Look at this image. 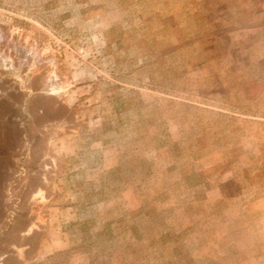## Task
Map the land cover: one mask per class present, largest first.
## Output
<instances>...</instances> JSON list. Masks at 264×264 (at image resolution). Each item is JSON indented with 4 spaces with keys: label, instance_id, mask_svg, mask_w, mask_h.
<instances>
[{
    "label": "rangeland",
    "instance_id": "1",
    "mask_svg": "<svg viewBox=\"0 0 264 264\" xmlns=\"http://www.w3.org/2000/svg\"><path fill=\"white\" fill-rule=\"evenodd\" d=\"M0 264H264V0H0Z\"/></svg>",
    "mask_w": 264,
    "mask_h": 264
}]
</instances>
